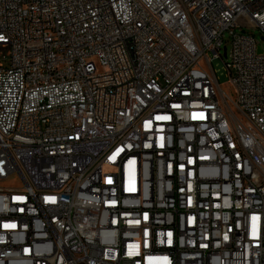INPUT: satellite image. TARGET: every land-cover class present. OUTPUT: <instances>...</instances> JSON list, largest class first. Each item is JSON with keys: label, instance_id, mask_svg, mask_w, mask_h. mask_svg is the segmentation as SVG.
Instances as JSON below:
<instances>
[{"label": "built area", "instance_id": "built-area-1", "mask_svg": "<svg viewBox=\"0 0 264 264\" xmlns=\"http://www.w3.org/2000/svg\"><path fill=\"white\" fill-rule=\"evenodd\" d=\"M256 28L264 0H0V264H264Z\"/></svg>", "mask_w": 264, "mask_h": 264}, {"label": "rangeland", "instance_id": "rangeland-1", "mask_svg": "<svg viewBox=\"0 0 264 264\" xmlns=\"http://www.w3.org/2000/svg\"><path fill=\"white\" fill-rule=\"evenodd\" d=\"M249 32L252 35H254L256 41L258 42V45L262 48V52L264 53V37H263L262 33L260 32V30L256 28V29L249 30ZM228 51H229V46H228ZM10 54H11V49L9 46L0 47V60H3L4 57L9 58ZM221 86L226 91V93H228V95H230L232 97L235 96L233 87L229 83H227V81H223L221 83ZM14 185L18 186L17 183Z\"/></svg>", "mask_w": 264, "mask_h": 264}, {"label": "water", "instance_id": "water-1", "mask_svg": "<svg viewBox=\"0 0 264 264\" xmlns=\"http://www.w3.org/2000/svg\"><path fill=\"white\" fill-rule=\"evenodd\" d=\"M223 56H224V58H226V56H227V50H226V48L223 49Z\"/></svg>", "mask_w": 264, "mask_h": 264}]
</instances>
